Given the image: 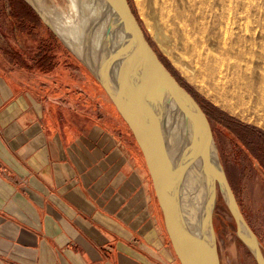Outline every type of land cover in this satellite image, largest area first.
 I'll list each match as a JSON object with an SVG mask.
<instances>
[{
	"label": "crops",
	"instance_id": "crops-1",
	"mask_svg": "<svg viewBox=\"0 0 264 264\" xmlns=\"http://www.w3.org/2000/svg\"><path fill=\"white\" fill-rule=\"evenodd\" d=\"M28 48L0 29V264H180L139 147Z\"/></svg>",
	"mask_w": 264,
	"mask_h": 264
},
{
	"label": "rangeland",
	"instance_id": "rangeland-1",
	"mask_svg": "<svg viewBox=\"0 0 264 264\" xmlns=\"http://www.w3.org/2000/svg\"><path fill=\"white\" fill-rule=\"evenodd\" d=\"M2 1L0 29L8 35L17 29L32 63L42 56L40 69L47 84L65 92L58 101L68 109L92 107L97 115L115 119L116 128L117 123L124 127L122 137L136 148L105 90L71 49L24 6L14 23L10 18L14 6L9 8ZM42 1L51 10L62 11L69 4L68 0ZM129 2L158 53L207 114L225 175L264 254V0ZM142 164L145 167L143 158ZM150 190L154 193L151 179ZM214 226L221 264H257L240 240L235 219L220 194Z\"/></svg>",
	"mask_w": 264,
	"mask_h": 264
},
{
	"label": "water",
	"instance_id": "water-1",
	"mask_svg": "<svg viewBox=\"0 0 264 264\" xmlns=\"http://www.w3.org/2000/svg\"><path fill=\"white\" fill-rule=\"evenodd\" d=\"M28 5L67 47L62 38L28 0ZM97 2L107 22L105 41L92 51L96 65L91 69L79 59L101 84L116 111L136 141L162 212L165 228L180 264H221L214 215L218 195H222L235 219L240 240L257 264H264L259 240L247 223L223 170L211 122L197 100L176 80L146 38L129 0H84ZM98 27V26H97ZM101 27V26H100ZM97 45V44H96ZM174 102L187 127L189 170L199 185L194 221L184 214L160 157L168 153L147 128L144 112L147 91Z\"/></svg>",
	"mask_w": 264,
	"mask_h": 264
},
{
	"label": "bare ground",
	"instance_id": "bare-ground-1",
	"mask_svg": "<svg viewBox=\"0 0 264 264\" xmlns=\"http://www.w3.org/2000/svg\"><path fill=\"white\" fill-rule=\"evenodd\" d=\"M28 1L37 8L67 47L91 69L96 70L98 65L94 52L97 46L105 41V35L112 37V33L107 34L105 31L107 20L103 18L97 2L87 4L84 0H68L67 7L60 11L49 9L42 0ZM89 42H92V54L89 51ZM147 95L148 107L144 112L147 128L167 151L168 156L160 157L161 163L175 189L184 214L189 216L190 221H194L193 212L195 207H198L195 204L199 200V185L194 173L195 166L186 169V164L190 161L187 127L174 102L155 94L153 90H148Z\"/></svg>",
	"mask_w": 264,
	"mask_h": 264
},
{
	"label": "trees",
	"instance_id": "trees-1",
	"mask_svg": "<svg viewBox=\"0 0 264 264\" xmlns=\"http://www.w3.org/2000/svg\"><path fill=\"white\" fill-rule=\"evenodd\" d=\"M23 5L28 9V11L34 15L38 20H39V17L34 13V11L29 7V5L23 1V0H20ZM133 10V8H132ZM134 12V10H133ZM135 14V12H134ZM136 15V14H135ZM137 20L139 21V23L141 24V27L143 28L142 26V23L140 22V20L138 19V17L136 16ZM144 30V28H143ZM145 32V30H144ZM145 35H146V38L147 40L149 41L150 45L152 46V48L156 51V53L158 54V56L160 57L161 61L163 62V64L167 67V69L172 73V75L176 78V80L197 100V102L199 103V100L197 99L196 95L182 82V80L176 75V73L172 70V68L168 65V63L163 59V57L158 53V51L156 50L154 44L151 42L150 38L148 37L147 33L145 32ZM47 56V55H46ZM200 104V103H199ZM126 125V124H125ZM127 126V125H126ZM128 127V126H127ZM129 129V128H128ZM130 131V130H129ZM131 133V132H130ZM132 134V133H131ZM136 143V141H135ZM137 145V143H136ZM138 146V145H137Z\"/></svg>",
	"mask_w": 264,
	"mask_h": 264
},
{
	"label": "flooded vegetation",
	"instance_id": "flooded-vegetation-1",
	"mask_svg": "<svg viewBox=\"0 0 264 264\" xmlns=\"http://www.w3.org/2000/svg\"><path fill=\"white\" fill-rule=\"evenodd\" d=\"M0 2H1V0H0ZM3 2L5 3V5H7L9 8L11 7V3L13 4V8H14V13L16 14V13H19L18 12V9L20 10L21 9V7H23L24 5H20L19 3H16V4H19V5H16L15 3H13V0H3ZM26 8V7H25ZM27 10V9H26ZM28 11V10H27ZM34 11V10H33ZM34 13H35V11H34ZM36 14V13H35ZM37 15V14H36ZM38 16V15H37Z\"/></svg>",
	"mask_w": 264,
	"mask_h": 264
}]
</instances>
